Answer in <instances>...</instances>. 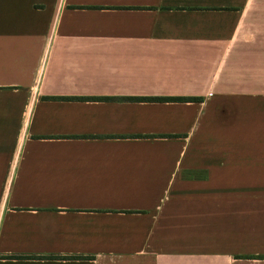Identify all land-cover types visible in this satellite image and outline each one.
<instances>
[{"label":"crops","instance_id":"obj_1","mask_svg":"<svg viewBox=\"0 0 264 264\" xmlns=\"http://www.w3.org/2000/svg\"><path fill=\"white\" fill-rule=\"evenodd\" d=\"M0 264H264V0H0Z\"/></svg>","mask_w":264,"mask_h":264},{"label":"trees","instance_id":"obj_2","mask_svg":"<svg viewBox=\"0 0 264 264\" xmlns=\"http://www.w3.org/2000/svg\"><path fill=\"white\" fill-rule=\"evenodd\" d=\"M196 100L197 99H186V98H152L146 101L148 102H193Z\"/></svg>","mask_w":264,"mask_h":264}]
</instances>
